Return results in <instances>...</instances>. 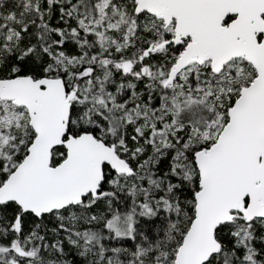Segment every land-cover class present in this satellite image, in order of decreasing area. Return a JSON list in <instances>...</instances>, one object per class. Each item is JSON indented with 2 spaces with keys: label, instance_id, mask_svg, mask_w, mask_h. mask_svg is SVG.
Returning <instances> with one entry per match:
<instances>
[{
  "label": "snow or ice",
  "instance_id": "1",
  "mask_svg": "<svg viewBox=\"0 0 264 264\" xmlns=\"http://www.w3.org/2000/svg\"><path fill=\"white\" fill-rule=\"evenodd\" d=\"M0 264H264V0H0Z\"/></svg>",
  "mask_w": 264,
  "mask_h": 264
}]
</instances>
